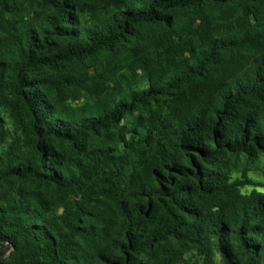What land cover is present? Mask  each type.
<instances>
[{"label":"trees","instance_id":"1","mask_svg":"<svg viewBox=\"0 0 264 264\" xmlns=\"http://www.w3.org/2000/svg\"><path fill=\"white\" fill-rule=\"evenodd\" d=\"M259 170L264 0H0V264H264Z\"/></svg>","mask_w":264,"mask_h":264},{"label":"rangeland","instance_id":"2","mask_svg":"<svg viewBox=\"0 0 264 264\" xmlns=\"http://www.w3.org/2000/svg\"><path fill=\"white\" fill-rule=\"evenodd\" d=\"M261 167H262V166H261ZM261 173H262L261 170L257 171V174H258L257 178H258V179H264V176H263V174H261ZM218 257H219V256H218Z\"/></svg>","mask_w":264,"mask_h":264}]
</instances>
